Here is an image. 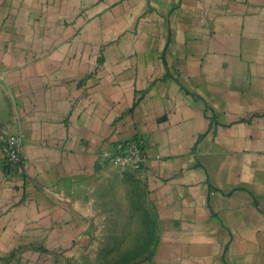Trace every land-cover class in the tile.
<instances>
[{
    "label": "crops",
    "instance_id": "1",
    "mask_svg": "<svg viewBox=\"0 0 264 264\" xmlns=\"http://www.w3.org/2000/svg\"><path fill=\"white\" fill-rule=\"evenodd\" d=\"M0 132V264H74L124 177L140 264H264V0H0ZM134 135L143 170L102 156Z\"/></svg>",
    "mask_w": 264,
    "mask_h": 264
},
{
    "label": "rangeland",
    "instance_id": "2",
    "mask_svg": "<svg viewBox=\"0 0 264 264\" xmlns=\"http://www.w3.org/2000/svg\"><path fill=\"white\" fill-rule=\"evenodd\" d=\"M123 185L122 197L114 201L107 195V220L93 223L91 238L74 264H140L152 257L158 224L146 205L141 180L124 177Z\"/></svg>",
    "mask_w": 264,
    "mask_h": 264
},
{
    "label": "built area",
    "instance_id": "3",
    "mask_svg": "<svg viewBox=\"0 0 264 264\" xmlns=\"http://www.w3.org/2000/svg\"><path fill=\"white\" fill-rule=\"evenodd\" d=\"M144 138L134 135L119 140L102 151V156L110 163L135 171L144 168ZM22 137L16 133L0 132L2 167L20 173L24 160L21 154Z\"/></svg>",
    "mask_w": 264,
    "mask_h": 264
}]
</instances>
